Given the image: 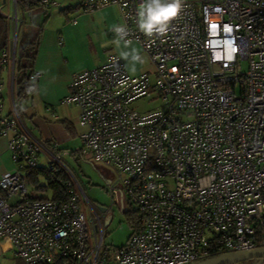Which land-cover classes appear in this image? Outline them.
Returning a JSON list of instances; mask_svg holds the SVG:
<instances>
[{
	"label": "built area",
	"instance_id": "2783aa9c",
	"mask_svg": "<svg viewBox=\"0 0 264 264\" xmlns=\"http://www.w3.org/2000/svg\"><path fill=\"white\" fill-rule=\"evenodd\" d=\"M141 3L80 0L85 12L117 7L119 26L153 68L130 76L108 56L74 74L63 100L78 109L76 157L111 176L103 211L63 162L71 151L24 125L14 96L22 20L16 0L0 10L9 24L0 138L14 166L0 175V243L22 264H194L264 247V0H183L165 37L139 31ZM40 4L46 12L58 6ZM39 77L33 70L29 81ZM149 95L159 109H132ZM38 168L66 177L63 200L30 198L25 171ZM114 205L139 220L120 248L103 243Z\"/></svg>",
	"mask_w": 264,
	"mask_h": 264
},
{
	"label": "rangeland",
	"instance_id": "374dc122",
	"mask_svg": "<svg viewBox=\"0 0 264 264\" xmlns=\"http://www.w3.org/2000/svg\"><path fill=\"white\" fill-rule=\"evenodd\" d=\"M51 1L56 2L58 6L51 8L48 12L42 7H37L31 11L19 13L22 21L17 30V57H20L24 37L32 35L33 27L37 30L45 19L44 26L48 28L56 27L59 23L63 22V16L60 14V11L63 9L61 7L62 0ZM6 7L7 5L0 4L2 13H7ZM142 57L144 59L143 64L148 66V57L146 55H142ZM21 65L29 69L32 63L27 59H21ZM243 69H245L244 66ZM26 72L28 73L29 70ZM59 96L60 90H55L52 94L50 93L51 100H55ZM64 98H60L57 103L52 104L47 101L39 102L34 94H29L24 99L15 101V103L24 125L35 137L44 142L54 141L59 149L76 151L80 148L79 135L82 133V129L78 125V109L75 106L65 105L63 103ZM159 101V99L152 100L151 95H149L140 101H136L131 107L138 113H146L159 109L161 105ZM6 105L7 101L5 100V110ZM63 121H68L72 124V133L65 128L62 123ZM4 159L11 162L9 161V154ZM63 162L75 174L89 200L98 209L105 210L110 205V198L106 192L108 177H111L109 172L104 168H100L97 164L84 162L80 159L76 162L72 158L67 157L63 159ZM36 185L46 186L47 182L43 177H38ZM32 189V185H28V190L31 191ZM36 195L40 198L50 197L49 192L42 193L36 191ZM109 216L111 217V221H106L107 226L103 239L104 246L120 248L126 244L131 235L132 226L116 205L113 206V210ZM0 264H22V262L14 257L12 250L4 251L0 247Z\"/></svg>",
	"mask_w": 264,
	"mask_h": 264
},
{
	"label": "crops",
	"instance_id": "0c3cea01",
	"mask_svg": "<svg viewBox=\"0 0 264 264\" xmlns=\"http://www.w3.org/2000/svg\"><path fill=\"white\" fill-rule=\"evenodd\" d=\"M60 11L63 22L56 27L44 26L46 19L37 30L32 28V35L24 37L25 43L36 39L42 27L36 47L33 70L40 77L34 85V95L39 102L47 101L57 103L69 93V84L72 76L84 70L93 69L103 64L108 56L114 55L122 60L125 70L130 76L142 73H151L153 68L149 65L136 64V71L129 70L128 62L119 55L123 47L116 48L110 42L115 38L112 29L120 25L119 10L115 6H108L93 12H85L80 8V0H62ZM61 40V41H60ZM107 44V47L102 45ZM132 46L141 53L139 46L132 42ZM141 55H145L141 53ZM151 66V67H150ZM60 90V96L50 99V93ZM7 141L0 138V175L12 171L14 166L6 158ZM10 161V159H9ZM5 251L10 250L7 243H0Z\"/></svg>",
	"mask_w": 264,
	"mask_h": 264
},
{
	"label": "trees",
	"instance_id": "16d2710c",
	"mask_svg": "<svg viewBox=\"0 0 264 264\" xmlns=\"http://www.w3.org/2000/svg\"><path fill=\"white\" fill-rule=\"evenodd\" d=\"M41 0H16V5L19 10V13H24L33 10L34 8L41 7L40 4ZM7 0H0V4H3L6 6ZM63 12V10H62ZM42 27L39 29V33L36 37V39L27 42L21 50L20 57H17L16 60V69H15V77H14V96L15 100L24 99L27 95H31L34 93V85L31 84L29 81V75L33 72V65L29 66V69L27 67H23L21 65V59H27L29 62L33 64V61L35 59L36 54V47L39 40V35ZM9 36V24L6 21V19L0 15V47H5L7 44ZM29 70L27 73L26 71ZM65 126V128L72 133V124L68 121L62 122ZM46 143H49L50 141H45ZM71 157L74 161L77 162L78 158L75 155L74 151H71ZM25 175L27 177V184L32 185L33 189L31 192V199H52L56 201L63 200L65 193L67 192V179L64 175L61 173L58 174L57 177H52L49 173H47L46 170L42 168H38L35 170H27L25 171ZM38 177H43L47 185L46 186H37L36 183L38 182ZM36 191L42 192V193H50L49 198H40L38 195H36ZM127 220L129 221L130 225L132 226V231L135 228V231L139 229L138 224L139 220L134 215V213L130 212L126 215ZM138 227V228H136ZM256 261H248L241 264H253Z\"/></svg>",
	"mask_w": 264,
	"mask_h": 264
},
{
	"label": "clouds",
	"instance_id": "9594fccd",
	"mask_svg": "<svg viewBox=\"0 0 264 264\" xmlns=\"http://www.w3.org/2000/svg\"><path fill=\"white\" fill-rule=\"evenodd\" d=\"M183 0H142L137 11V27L147 37H165L170 25L182 11ZM112 31L115 38L110 42L116 48L123 47L119 55L128 62L129 70L136 71V64L144 63L139 50L132 46L129 31L126 26H115ZM107 47V44L102 45Z\"/></svg>",
	"mask_w": 264,
	"mask_h": 264
},
{
	"label": "water",
	"instance_id": "95a60500",
	"mask_svg": "<svg viewBox=\"0 0 264 264\" xmlns=\"http://www.w3.org/2000/svg\"><path fill=\"white\" fill-rule=\"evenodd\" d=\"M248 261H256L253 264H264V247L250 252L226 254L194 264H241Z\"/></svg>",
	"mask_w": 264,
	"mask_h": 264
}]
</instances>
